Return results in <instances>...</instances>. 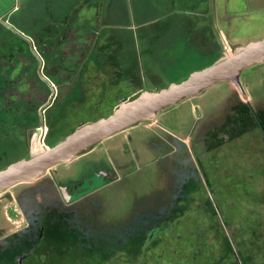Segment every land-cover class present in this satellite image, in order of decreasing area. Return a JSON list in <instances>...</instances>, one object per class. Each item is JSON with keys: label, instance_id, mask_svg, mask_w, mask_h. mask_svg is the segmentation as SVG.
<instances>
[{"label": "rangeland", "instance_id": "obj_1", "mask_svg": "<svg viewBox=\"0 0 264 264\" xmlns=\"http://www.w3.org/2000/svg\"><path fill=\"white\" fill-rule=\"evenodd\" d=\"M210 1L213 11L202 29L203 16L194 20L198 28L186 17L164 28L161 18L157 37L147 38L149 30L137 29L130 13L123 18L130 28L114 19L116 26L97 31L101 63L85 62L79 72L77 63L88 53L81 36L90 32L66 30L70 45L57 58L54 44L47 50L42 44L57 35L45 22L32 28L18 23L16 35L0 31V116H6L0 121V169L29 151L40 108L52 93L40 82L34 57L31 80L23 71L30 62L15 64V53L26 54L28 34L37 36L57 87L47 111L58 116L47 138L51 147L80 123L109 115L122 98L181 82L211 65L224 52L218 31L231 52L264 38V0ZM96 52H90L93 60ZM18 71L21 82L11 85ZM240 82L243 90L219 82L56 165L60 180L88 160L105 159L115 166L114 181L64 211L49 209L40 221L44 238L38 225L25 239L31 254L24 264H264V63L245 69ZM1 216L10 231L24 222L17 210ZM21 254L1 246L0 264H17Z\"/></svg>", "mask_w": 264, "mask_h": 264}, {"label": "water", "instance_id": "obj_2", "mask_svg": "<svg viewBox=\"0 0 264 264\" xmlns=\"http://www.w3.org/2000/svg\"><path fill=\"white\" fill-rule=\"evenodd\" d=\"M220 36L224 44V52L211 65L192 72L181 82H173L154 90H144L130 99L122 98L109 115L91 122H82L57 144L40 151L31 149L29 157L13 161L1 168L0 192L18 183L36 180L56 165L73 161L99 142L142 121L152 120L158 112L168 106L197 96L204 89L219 82H232L243 90L240 82L243 71L264 63V38L237 46L231 52L221 32ZM26 38L35 51L32 39ZM36 54L41 59L37 52ZM44 79L48 80L47 77ZM55 94L54 89L46 106L52 103Z\"/></svg>", "mask_w": 264, "mask_h": 264}, {"label": "flooded vegetation", "instance_id": "obj_3", "mask_svg": "<svg viewBox=\"0 0 264 264\" xmlns=\"http://www.w3.org/2000/svg\"><path fill=\"white\" fill-rule=\"evenodd\" d=\"M56 31H57L56 32L57 35L55 36L51 35L45 37L44 38L45 41L42 42V44L45 46V50H47L48 47L53 48L52 45L54 44V46L56 47L57 58H59L61 55L60 50H63L66 44L70 45V42H68L69 37L67 36V32L65 30L59 29ZM220 32L221 31H218L219 35ZM32 41L35 47V51L39 54L41 59L38 58L36 52L32 49L31 42L30 43L25 42L24 45L27 48L26 54L17 55L15 53V56H17L14 58L15 64H18V62L21 61L22 63H26V61L30 62L28 68L24 66V68L26 69L25 70L22 69V70L24 71V76H27L31 80L29 76L32 75L31 65H33V61H34V63L37 66L36 72L40 77V82L42 81V85L46 88L50 86L52 93L54 89L57 93V87L54 85V83L51 81V79L48 76L47 59L37 50L36 46L37 44L38 45L40 44L36 40H32ZM86 59H87V54H85L84 57L77 63V68ZM0 60L3 61L2 59ZM59 60L60 59L56 60L57 64ZM72 61L74 60H72L71 58L70 62ZM77 68L75 69L76 72H77ZM20 76H23L22 72L18 71L17 73H14L13 76H11L12 81H9L11 85L13 84L15 86L16 82L18 83L21 82V79H18L20 78ZM74 76L75 73L72 75V77ZM44 77H47L49 81L44 79ZM8 78L10 80V77ZM25 83L26 84L24 86L30 85V81H26ZM18 86H20V84H18ZM4 88L5 85L3 87H1L0 85V103H1V98L3 99L4 97L5 90H2ZM55 97L56 94L54 96V99ZM54 99L49 106H46L49 99L45 104L41 106L39 112L40 122L37 126H35L34 128L35 131L31 135V143L28 144L27 146L29 151L25 153V155H23L20 159L29 157L31 149L40 151L36 146V137L39 131L42 132V135L43 132H45L44 139L47 144V138L50 132L51 125L53 122L56 121L58 117L57 115H54L55 112L53 111H52L53 116L51 115V118L48 117L47 114L49 108L53 106ZM7 103L9 104L10 101H8ZM5 118L6 116L5 117L0 116V121H5ZM124 137L131 138V135L126 134L124 135ZM48 147L50 146L48 145ZM89 151L90 150L80 154L74 160L80 158V156H83ZM55 174L56 171H54V167H53L32 182H21L3 192H0V196L4 195L0 197V245L2 246L3 249H5L7 254H10L14 250H19V251L20 249L24 250V254L16 256L17 264H24L25 258L29 254H31L30 247H28V245L26 244L29 241H25V239L29 237V234H31L32 231L35 228H37L38 225L40 229V238H41L40 240L44 238L45 226L44 224H40V221L44 220L47 217L48 210L56 209L57 211H64L66 205L72 202H78L80 200L87 199V197L91 193L99 190V188L109 183H112L114 181L113 178L115 176V166L111 162H107L105 159L104 160L101 159L99 161L92 159L86 161L77 174H72V175L65 174L63 175L64 177H62L60 180L56 179L57 177H55ZM7 192L9 193L6 194ZM5 208H7L6 212L4 211ZM9 210L11 212L13 210H17L20 217H22V219L24 220V222L20 225L21 227L17 230L10 231L7 225L8 219L6 220V218H4L5 219L4 220L1 216V212L8 214ZM23 240L25 243L24 245H22Z\"/></svg>", "mask_w": 264, "mask_h": 264}, {"label": "crops", "instance_id": "obj_4", "mask_svg": "<svg viewBox=\"0 0 264 264\" xmlns=\"http://www.w3.org/2000/svg\"><path fill=\"white\" fill-rule=\"evenodd\" d=\"M213 7L210 0H0V31L5 30V33L8 31L16 35L13 28L17 27L18 23L23 22L24 26L32 28L45 22L46 28L65 31L78 29L90 32V35L94 33L93 38L90 35L85 39L81 36V40L88 44V53L87 59L77 68L79 72L86 63L87 66L91 61H94L96 66L101 63L104 49L101 51L98 49L100 47H97V31L103 32L104 29L116 26L114 19L122 22L118 26L130 28L129 24L123 25V18L126 19L130 13L137 29H148L147 38H154L157 37L155 30L161 28V23H164L161 18H166L167 26H163L164 28L168 27L172 19L180 21L185 17L186 21L198 28L194 20L203 16L204 27L200 26V29L205 28ZM182 14L185 16H179ZM27 36L32 40L37 38L30 34ZM92 49L99 54L94 56V60L90 56Z\"/></svg>", "mask_w": 264, "mask_h": 264}, {"label": "built area", "instance_id": "obj_5", "mask_svg": "<svg viewBox=\"0 0 264 264\" xmlns=\"http://www.w3.org/2000/svg\"><path fill=\"white\" fill-rule=\"evenodd\" d=\"M44 137H45V132H43L41 140L39 139L38 142H36L38 147L41 148L40 150L48 148V145L46 144Z\"/></svg>", "mask_w": 264, "mask_h": 264}, {"label": "bare ground", "instance_id": "obj_6", "mask_svg": "<svg viewBox=\"0 0 264 264\" xmlns=\"http://www.w3.org/2000/svg\"><path fill=\"white\" fill-rule=\"evenodd\" d=\"M41 134H42V132L39 131V133H38V135H37V137H36V142H38V138H39V136H40ZM36 146H37V148H38L39 150L41 149V148L38 147L37 143H36Z\"/></svg>", "mask_w": 264, "mask_h": 264}]
</instances>
